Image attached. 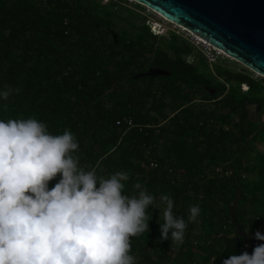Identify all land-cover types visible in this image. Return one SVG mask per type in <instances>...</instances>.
I'll use <instances>...</instances> for the list:
<instances>
[{
    "label": "trees",
    "instance_id": "obj_1",
    "mask_svg": "<svg viewBox=\"0 0 264 264\" xmlns=\"http://www.w3.org/2000/svg\"><path fill=\"white\" fill-rule=\"evenodd\" d=\"M140 8L0 0V92L13 90L0 98V120L34 118L52 135L70 130L85 171L128 173L124 195L140 183L157 204L168 195L174 215L199 206L179 246L159 239L164 205L150 206L149 231L131 238L136 264L220 262L241 253L238 230L264 233V121L245 109L255 103L264 115V78L227 57L209 61L174 32L155 35ZM149 68L170 76L133 78Z\"/></svg>",
    "mask_w": 264,
    "mask_h": 264
},
{
    "label": "clouds",
    "instance_id": "obj_2",
    "mask_svg": "<svg viewBox=\"0 0 264 264\" xmlns=\"http://www.w3.org/2000/svg\"><path fill=\"white\" fill-rule=\"evenodd\" d=\"M12 91L6 88L0 98ZM78 148L70 130L52 135L34 118L0 120V264H136L131 238L149 231L148 209L160 210V204L159 239L183 244L188 224L200 215L198 205L185 218L173 214L168 195L157 204L140 183L133 185L137 194L124 195L128 173L104 178L85 171L74 155ZM254 238L264 241V234ZM223 264H264V243Z\"/></svg>",
    "mask_w": 264,
    "mask_h": 264
},
{
    "label": "water",
    "instance_id": "obj_3",
    "mask_svg": "<svg viewBox=\"0 0 264 264\" xmlns=\"http://www.w3.org/2000/svg\"><path fill=\"white\" fill-rule=\"evenodd\" d=\"M160 16L168 23L181 26L184 31L197 36L210 46L253 73L264 78V0H128ZM114 42L117 35L113 34ZM170 76L161 68H149L133 75L144 77ZM211 97L216 89L202 86ZM247 117L258 116L259 106L245 103ZM259 120V119H258ZM245 238L246 235L240 231ZM240 241L241 253H252L248 241ZM240 253V254H241ZM212 264H223V261Z\"/></svg>",
    "mask_w": 264,
    "mask_h": 264
},
{
    "label": "rangeland",
    "instance_id": "obj_4",
    "mask_svg": "<svg viewBox=\"0 0 264 264\" xmlns=\"http://www.w3.org/2000/svg\"><path fill=\"white\" fill-rule=\"evenodd\" d=\"M102 1H103V3H106L108 0H102ZM129 3L130 4H136L132 1H129ZM139 12L142 16H144L146 18V20H147L146 23L151 26V31L155 35L167 37L170 34L169 32H174L175 34H177V35L181 36L182 38H184L185 40L189 41L188 43L192 44V46H194L196 48V50H199L209 61L215 60L217 57H226L224 54H221L219 52L217 53V51L215 52V50H212V49L207 50L206 45H202V43L195 40L192 35L190 36L189 33H186L185 31H183L182 28H180L174 24L168 23L167 21L162 19L160 16L152 13L149 9H146L145 7L141 6V8L139 9ZM209 51L212 54V56H210L208 54ZM216 54H220V55H216ZM187 60L189 63L194 62V59L192 57H187ZM229 60H232V59H229ZM233 62H235V61H233ZM235 65L237 66V69L245 68L239 63H236ZM254 77L260 78L261 75L254 73ZM246 89H247V87H243V90H246ZM207 103H209V102H207ZM258 119H260L261 121H264V115L259 113V111H258V116L256 115V120H258ZM257 148L259 150H262L263 146L258 143Z\"/></svg>",
    "mask_w": 264,
    "mask_h": 264
},
{
    "label": "flooded vegetation",
    "instance_id": "obj_5",
    "mask_svg": "<svg viewBox=\"0 0 264 264\" xmlns=\"http://www.w3.org/2000/svg\"><path fill=\"white\" fill-rule=\"evenodd\" d=\"M257 231L261 232V234H264V233H263L261 230H259V229H255L254 231H249L248 233H245V232L243 231V232L245 233V235H246V237L244 238V237L241 235L240 230H238V235L235 236V240H240V237H239V236H241V237H242L241 240L248 241L249 244H250V246H251V248L254 249L253 247H255L256 245L261 244V243H264V241H259V240H256V239L254 238V234H255Z\"/></svg>",
    "mask_w": 264,
    "mask_h": 264
},
{
    "label": "bare ground",
    "instance_id": "obj_6",
    "mask_svg": "<svg viewBox=\"0 0 264 264\" xmlns=\"http://www.w3.org/2000/svg\"><path fill=\"white\" fill-rule=\"evenodd\" d=\"M178 27H180V28H182V29L184 30L183 27H181V26H178ZM191 35H192V34H191ZM192 36H193V38H194L195 40L201 42L202 45H207V46H209L205 41H203L202 39L198 38L197 36H194V35H192ZM209 47H211V49H213V50H215V51H218V52L221 53V54H224L222 51L217 50L216 48H214V47H212V46H209Z\"/></svg>",
    "mask_w": 264,
    "mask_h": 264
},
{
    "label": "built area",
    "instance_id": "obj_7",
    "mask_svg": "<svg viewBox=\"0 0 264 264\" xmlns=\"http://www.w3.org/2000/svg\"><path fill=\"white\" fill-rule=\"evenodd\" d=\"M184 31V30H183ZM186 32V31H185ZM186 33H188V32H186ZM189 35L191 36V33H189ZM193 35V34H192ZM209 45V44H208ZM210 46V45H209ZM209 46H207L206 45V47H207V50H209V49H211V47H209ZM213 50V49H212ZM216 52V51H215ZM217 53H218V51H217ZM210 56H212V54L210 53V51H209V53H208ZM216 55H220V54H216ZM212 61H214V60H212ZM128 124H129V126H132V121L130 120V121H128Z\"/></svg>",
    "mask_w": 264,
    "mask_h": 264
}]
</instances>
